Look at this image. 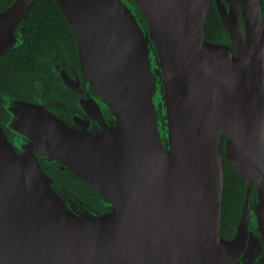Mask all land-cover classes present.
I'll use <instances>...</instances> for the list:
<instances>
[{"label":"water","instance_id":"95a60500","mask_svg":"<svg viewBox=\"0 0 264 264\" xmlns=\"http://www.w3.org/2000/svg\"><path fill=\"white\" fill-rule=\"evenodd\" d=\"M56 1L93 93L68 119L4 95L19 137L0 122V264H264L260 0ZM213 1L228 43L205 37ZM33 3L0 11V55ZM225 161L247 184L231 237Z\"/></svg>","mask_w":264,"mask_h":264},{"label":"trees","instance_id":"16d2710c","mask_svg":"<svg viewBox=\"0 0 264 264\" xmlns=\"http://www.w3.org/2000/svg\"><path fill=\"white\" fill-rule=\"evenodd\" d=\"M14 0H0V11L6 10ZM264 13V0H260ZM54 11V12H53ZM53 16V17H51ZM24 41L17 47L8 50L0 56V113H4V95L19 97L18 86L27 85V75L38 72L44 67L39 55L46 51V46L53 47V38L49 33L58 31L65 38L66 32H70L72 38L66 44L71 53L79 56L78 44L75 32L68 22L56 0H34L28 16L24 20ZM68 29V31H66ZM57 36V34H56ZM206 39L214 42H230L218 9L213 1V8L208 11L206 23ZM59 44V42H56ZM11 92V93H10ZM4 106V108H3ZM6 111V108H5ZM7 115V111H6ZM227 136L223 134L221 139L225 141ZM46 171L52 172L59 185H67L81 196L99 195L94 188L82 180L60 172L53 167H46ZM256 189L255 182L251 181L250 194ZM247 184L242 175L233 170L225 161L224 193L222 205V221L220 233L224 237L234 235L233 227L241 214V208L245 199Z\"/></svg>","mask_w":264,"mask_h":264},{"label":"flooded vegetation","instance_id":"af4514ba","mask_svg":"<svg viewBox=\"0 0 264 264\" xmlns=\"http://www.w3.org/2000/svg\"><path fill=\"white\" fill-rule=\"evenodd\" d=\"M24 20L17 30V33H21L22 42L25 38ZM64 29L66 30V28ZM66 31H68V29ZM56 34L49 33V35H51L50 37L53 38L54 45L52 48L46 46V51L39 55L40 61L44 64V67L38 72L27 75V85L18 86L17 93L13 92V94L19 96L17 98L20 99L44 103L46 108L56 114H60L65 119L71 118L75 114L82 116L83 112L79 108L80 105L77 101L80 100V97L85 96V93H93V88L88 87L85 77L82 74L80 57L71 53L66 44V40L69 41L72 38L71 33L66 32L65 38L63 34L58 31ZM56 42H59V44ZM1 103L2 105L4 104L3 100ZM74 103L77 104V107ZM5 108L4 113H0V122L6 136L12 140L16 138V136L19 137V134L12 130L9 124L11 119H9L7 108L6 115ZM97 132L98 131H93V133ZM17 149L20 150L19 148Z\"/></svg>","mask_w":264,"mask_h":264}]
</instances>
